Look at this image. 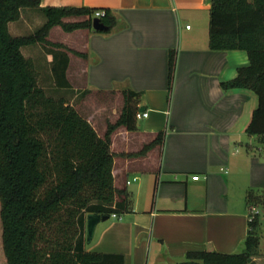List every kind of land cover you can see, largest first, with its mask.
<instances>
[{"label":"crops","instance_id":"obj_1","mask_svg":"<svg viewBox=\"0 0 264 264\" xmlns=\"http://www.w3.org/2000/svg\"><path fill=\"white\" fill-rule=\"evenodd\" d=\"M41 7L110 9L116 19L110 33L54 27L48 39L68 49L70 90L103 101L124 91L141 92L138 111L148 113L137 119L145 121L141 128L120 127L112 134V150L119 154L114 185L130 194V210L100 222L95 248L88 251L122 254L124 264H179L194 251L241 252L250 220L246 193L264 191V144L246 133L257 95L221 87L249 58L245 51L210 49L211 0H41ZM190 21L202 32H194ZM44 22L40 11L26 8L9 31L24 36V28ZM54 32L61 40L51 39ZM23 48L35 66L40 61L48 65L54 81L52 55L41 45ZM170 50H176L177 64L168 97ZM106 130L96 129L101 137ZM159 133L161 144L145 155L128 156ZM129 174L134 175L133 188ZM251 264H264L262 241Z\"/></svg>","mask_w":264,"mask_h":264},{"label":"trees","instance_id":"obj_2","mask_svg":"<svg viewBox=\"0 0 264 264\" xmlns=\"http://www.w3.org/2000/svg\"><path fill=\"white\" fill-rule=\"evenodd\" d=\"M26 8L40 11L44 24L31 34L11 35L9 24L20 20ZM98 11L104 15L97 18ZM95 19L107 27L99 33H110L116 26L110 9L42 8L41 0H0V264L125 262L122 254L87 250L86 221L89 214L111 217L130 210V194L114 185L119 154L112 150V134L120 127L136 130L143 94L123 92L121 115L101 137L66 99L71 88L66 78L68 49L48 39L54 27L65 32L92 29ZM30 45L49 49L56 95L40 85L34 62L22 53ZM209 47L247 53L249 64L238 68L237 76L221 87L248 89L257 95L258 106L246 133L264 144V0H211ZM176 64L177 52L170 50L168 97ZM162 140L159 133L142 151L128 156L145 155ZM246 198L249 204L264 207V191H248ZM249 217L241 252H188L179 264H251L259 253L261 221L259 213Z\"/></svg>","mask_w":264,"mask_h":264},{"label":"rangeland","instance_id":"obj_3","mask_svg":"<svg viewBox=\"0 0 264 264\" xmlns=\"http://www.w3.org/2000/svg\"><path fill=\"white\" fill-rule=\"evenodd\" d=\"M45 20V18H44ZM191 26L193 27V31L196 32H202L200 30V25L190 21ZM190 26V25H189ZM37 27H33L32 29H28V28H24V30L22 31V34L24 35H28L31 34L32 32H34L36 30ZM205 27H203V34H205ZM61 35H66L65 32H63L62 30H60ZM200 35V33L198 34ZM52 40H61V36H59V34H57L56 32H54L51 36ZM197 42H202V39L198 36V40ZM32 47V45L28 46ZM27 46L23 48L24 52L27 51ZM49 49L45 48V51L48 52ZM64 51V50H63ZM67 55L68 50L66 51ZM84 60L81 59L80 60V64L83 63ZM36 69L38 72V78H39V83L40 85L47 91L48 94L51 95H56L53 92V89L55 88V81H53V79L51 78V75L49 74V67L48 65L42 63V61H40L39 63H37L36 65ZM73 71H75V66H73ZM63 92V91H61ZM78 94L77 97H75V95ZM65 96L67 101L70 104H74L77 108L80 109V111L89 119V117H94L93 121L91 122L92 126L95 127L98 132L101 131L104 127L105 129L108 128V126L110 124H115L117 122V120L119 119L120 115H121V110L123 107V104L125 102V98L124 95L122 96L121 94L117 95L112 101L107 100V101H103L101 100V98L99 96H95V95H88L87 92L84 91H74V90H69L67 92H65ZM89 121H91V119H89ZM144 120H137L136 124H138V126L141 128L144 124ZM107 125V128H106ZM130 182L132 183V188L134 187V185L136 184V182H134L133 174H129L128 175ZM247 194V193H246ZM248 207L250 209V213H257V211L259 212V216H260V221H261V225H260V237H261V241H262V245L264 246V207L259 205H254V204H249L248 203ZM99 230L96 232V235H94L95 239L86 245V248L88 250L89 249H93L95 248V245L97 243L98 240V235Z\"/></svg>","mask_w":264,"mask_h":264},{"label":"water","instance_id":"obj_4","mask_svg":"<svg viewBox=\"0 0 264 264\" xmlns=\"http://www.w3.org/2000/svg\"><path fill=\"white\" fill-rule=\"evenodd\" d=\"M93 29L96 31H104L107 29V27L99 19H95L93 21ZM109 218H110L109 216H102L99 214H89L87 216L86 241L88 244L91 243L92 240L94 239L97 225L102 221L108 220Z\"/></svg>","mask_w":264,"mask_h":264},{"label":"built area","instance_id":"obj_5","mask_svg":"<svg viewBox=\"0 0 264 264\" xmlns=\"http://www.w3.org/2000/svg\"><path fill=\"white\" fill-rule=\"evenodd\" d=\"M104 15V12L103 11H98V12H96V14H95V16L97 17V18H99L100 16H103ZM186 28L187 29H189L190 28V26L189 25H187L186 26ZM146 117H148V113L147 112H137L136 113V119H141V118H146ZM193 179H198V176H194L193 177ZM129 183V182H128ZM257 213H259L258 211H257ZM253 214H255V213H253ZM117 215H115V214H113L112 215V217H116ZM251 219V218H250Z\"/></svg>","mask_w":264,"mask_h":264}]
</instances>
